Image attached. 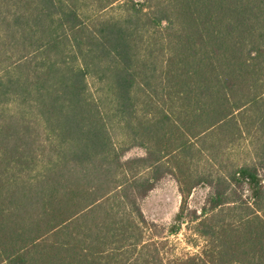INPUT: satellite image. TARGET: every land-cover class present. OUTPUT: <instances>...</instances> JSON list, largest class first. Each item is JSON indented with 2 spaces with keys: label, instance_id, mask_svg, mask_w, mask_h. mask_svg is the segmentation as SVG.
<instances>
[{
  "label": "trees",
  "instance_id": "trees-1",
  "mask_svg": "<svg viewBox=\"0 0 264 264\" xmlns=\"http://www.w3.org/2000/svg\"><path fill=\"white\" fill-rule=\"evenodd\" d=\"M0 264H264V0H0Z\"/></svg>",
  "mask_w": 264,
  "mask_h": 264
},
{
  "label": "rangeland",
  "instance_id": "rangeland-1",
  "mask_svg": "<svg viewBox=\"0 0 264 264\" xmlns=\"http://www.w3.org/2000/svg\"><path fill=\"white\" fill-rule=\"evenodd\" d=\"M136 153H141V151L132 149L129 152L131 155ZM206 192L205 187L196 188L190 196L189 203L191 207H199ZM178 204L179 195L176 184L172 178L167 176L147 194L142 201V209L149 219L166 226L170 223ZM188 234L189 231L183 226L177 234L168 235L167 244L162 249L165 259L197 250V247L191 246L187 241ZM200 242L198 243L200 244Z\"/></svg>",
  "mask_w": 264,
  "mask_h": 264
}]
</instances>
